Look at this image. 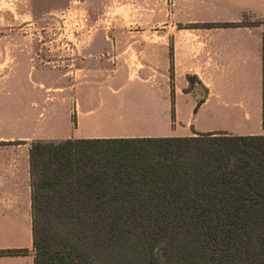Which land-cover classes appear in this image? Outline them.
Masks as SVG:
<instances>
[{
	"label": "trees",
	"instance_id": "obj_1",
	"mask_svg": "<svg viewBox=\"0 0 264 264\" xmlns=\"http://www.w3.org/2000/svg\"><path fill=\"white\" fill-rule=\"evenodd\" d=\"M38 163L34 264H264V134L37 140Z\"/></svg>",
	"mask_w": 264,
	"mask_h": 264
},
{
	"label": "crops",
	"instance_id": "obj_2",
	"mask_svg": "<svg viewBox=\"0 0 264 264\" xmlns=\"http://www.w3.org/2000/svg\"><path fill=\"white\" fill-rule=\"evenodd\" d=\"M162 16V47L167 62L164 71L170 68L171 74L175 67V79L170 76L164 84L150 78L131 82L114 67L105 74L102 69L97 73V68L85 66L74 70H81L83 79L59 92L57 74L49 71L53 75L45 76L52 69H43L36 82L56 90V99L52 97L53 101L45 106L43 102L49 97L36 87L41 108L36 107L35 116L27 110L12 120L0 115V249L28 248L23 254L0 255V264H34L33 141L182 137L204 132L264 134V0H163ZM102 18L123 19L109 17V12ZM126 18L157 16L149 11L131 13ZM173 21L191 23L173 26ZM211 22L234 25L200 26ZM153 35L154 31H149L148 36ZM113 43L120 42L116 39ZM141 45L140 39L131 40L121 50L139 49ZM141 65L136 69L139 75L152 76V70H156L152 64ZM18 67L8 76L1 97L13 92L10 77L15 85H25ZM182 69L187 70L182 73ZM189 75L193 77L192 85ZM198 82L203 85V94L196 87Z\"/></svg>",
	"mask_w": 264,
	"mask_h": 264
},
{
	"label": "rangeland",
	"instance_id": "obj_3",
	"mask_svg": "<svg viewBox=\"0 0 264 264\" xmlns=\"http://www.w3.org/2000/svg\"><path fill=\"white\" fill-rule=\"evenodd\" d=\"M91 1L90 5L88 0H0V97L6 89L8 76L15 74L18 65L22 72L21 78L25 80V85H15L14 78L10 77L9 87L13 88V92L1 97V116L5 115L6 119L11 117L12 120L25 110L35 116L38 111L36 107L41 108L39 89L45 90V95L49 97L43 102L45 106L53 101L52 97L56 99L53 96L56 90L47 89L46 85L36 82L43 69H52L46 71L45 76L57 74L56 79L61 87L57 90L59 92L83 79V72L74 70L85 66L97 68V73H101L99 69H102L105 74L114 67L123 71L131 82L151 80L164 84L170 76L175 79V67L171 74L170 68L164 71L167 62L162 47L165 25L162 16L163 0ZM151 4L153 9H149ZM149 11H154L157 18H126L131 13ZM105 12H109V17L116 15L123 19L102 18ZM190 23L173 21V26ZM151 30L154 35L149 37ZM116 39L120 43L114 45L113 40ZM137 39L142 41L139 49L134 47L125 52L121 50L122 46ZM142 63L147 67L152 64L156 68L152 70V76L137 73L136 69ZM185 70L182 69V73ZM196 87L199 93H204L201 83L198 82ZM43 173L44 167L38 163L32 181L36 185L40 205L47 207V189L40 184ZM40 189L42 193L38 192Z\"/></svg>",
	"mask_w": 264,
	"mask_h": 264
},
{
	"label": "built area",
	"instance_id": "obj_4",
	"mask_svg": "<svg viewBox=\"0 0 264 264\" xmlns=\"http://www.w3.org/2000/svg\"><path fill=\"white\" fill-rule=\"evenodd\" d=\"M85 20H88V18H87V17H85Z\"/></svg>",
	"mask_w": 264,
	"mask_h": 264
}]
</instances>
